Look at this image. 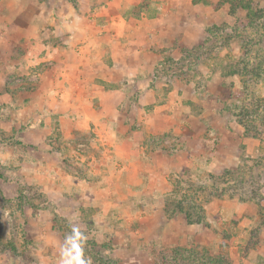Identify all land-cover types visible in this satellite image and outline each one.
<instances>
[{
    "label": "rangeland",
    "instance_id": "374dc122",
    "mask_svg": "<svg viewBox=\"0 0 264 264\" xmlns=\"http://www.w3.org/2000/svg\"><path fill=\"white\" fill-rule=\"evenodd\" d=\"M201 2V42L176 57L170 48L154 74L171 86L165 93L179 87L187 110L174 108L166 130L140 142L167 154L168 185L149 186L144 173L128 189L86 133L23 140L35 131L0 91V264H76L73 228L85 264H264V0ZM246 5L263 10L253 24ZM28 71L0 70V83L31 88L35 66ZM117 195L123 202L108 203Z\"/></svg>",
    "mask_w": 264,
    "mask_h": 264
},
{
    "label": "crops",
    "instance_id": "0c3cea01",
    "mask_svg": "<svg viewBox=\"0 0 264 264\" xmlns=\"http://www.w3.org/2000/svg\"><path fill=\"white\" fill-rule=\"evenodd\" d=\"M0 7L1 72L28 74L36 68L31 88L19 80L0 83L3 100L23 106L19 124L28 119L35 131L34 140L21 138L38 145L55 130L71 141L86 133L101 147L102 163L113 158L128 189L142 185L144 173L149 186L168 185L166 153L140 142L163 133L161 122L172 117L174 108L187 110L176 93L179 87L165 93L171 86L154 74L170 48L175 47L171 54L176 57L180 47L201 42L202 2L2 0ZM122 200L117 195L108 203Z\"/></svg>",
    "mask_w": 264,
    "mask_h": 264
},
{
    "label": "clouds",
    "instance_id": "9594fccd",
    "mask_svg": "<svg viewBox=\"0 0 264 264\" xmlns=\"http://www.w3.org/2000/svg\"><path fill=\"white\" fill-rule=\"evenodd\" d=\"M73 233L75 234L74 237H69V243L72 244L73 249L76 250L77 252V256L74 258L76 261V264H85L84 260L80 259V255H81V249L80 246L75 243L76 240L81 239V236L78 232V229L73 228ZM65 256H71V251L70 250H66L64 253ZM62 264H73V260L72 259H65Z\"/></svg>",
    "mask_w": 264,
    "mask_h": 264
},
{
    "label": "trees",
    "instance_id": "16d2710c",
    "mask_svg": "<svg viewBox=\"0 0 264 264\" xmlns=\"http://www.w3.org/2000/svg\"><path fill=\"white\" fill-rule=\"evenodd\" d=\"M245 9L248 11L247 12V17L249 18V19H251V21H252V24H253V18L254 17H257V16H259V14L263 11H258V10H254L253 9V7H251L250 5H246L245 6ZM235 9H234V7L232 6V11H234ZM255 19V18H254ZM213 29L215 30V29H217L215 26H213V27H211L210 28V31L212 32L213 31ZM187 51H185V53H186ZM262 121H264V118L262 119ZM246 131L248 132V129H249V127H247V125H246ZM195 208H197V207H195ZM187 218H188V222H190V223H194V222H198V223H201L202 221H203V216H200V217H198V218H196V219H193V217L190 215V213H188V216H187ZM105 264H107V263H105Z\"/></svg>",
    "mask_w": 264,
    "mask_h": 264
}]
</instances>
